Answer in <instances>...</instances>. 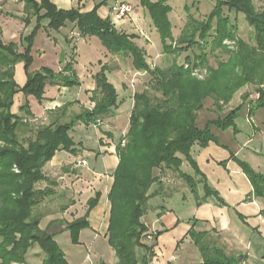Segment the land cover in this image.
I'll use <instances>...</instances> for the list:
<instances>
[{"label":"trees","instance_id":"trees-1","mask_svg":"<svg viewBox=\"0 0 264 264\" xmlns=\"http://www.w3.org/2000/svg\"><path fill=\"white\" fill-rule=\"evenodd\" d=\"M22 1L25 3L27 17L48 19L49 28L56 31L66 22H72L77 28L78 37L99 38L109 53L131 58L135 71L153 75L154 83L150 89H144L134 95L128 133L117 145L120 163L113 174L114 184L109 194V244L115 250L118 259L116 264H137L136 248L139 247L146 250L143 262L149 264L151 247L143 242L148 227L142 222V218L151 198L149 192L159 181L155 171L162 173L167 168L178 172L195 193L200 182L198 179L202 176L195 163L193 148L198 146L204 149L214 140L209 129L199 127V113L211 98L215 105L222 109L231 102L235 92L253 82L256 76L249 81L241 73L234 80L227 82L220 74L214 72L205 83L200 82L193 74L197 68L204 66L205 61L201 59H196L197 61L191 66L187 65V68L172 59L169 67L151 69L146 61V53L139 49L134 41L136 37L116 30L111 19H102L98 14V8L101 6H96L90 13L81 14L76 9L60 10L50 2L51 0ZM142 3L162 34L164 53L176 56L177 51L169 44L171 26L167 21L168 7L163 2L153 5L148 0H142ZM216 3L206 21L197 23L199 27L191 34L189 24L182 30L178 43L181 45L191 42L199 47L204 45V48L210 47L211 51L215 52V48L219 46L218 42L221 43L226 37L235 39L233 30L238 31V26L231 21L230 14L235 13L237 17L241 14L255 33L256 45L252 46L245 40H239L244 55L240 61L233 64L237 70L245 72L251 68L254 74L262 78L264 10L257 12L252 0H226L225 4L219 1ZM223 5L228 7V14L222 11ZM40 28L41 25L34 34ZM211 32H214V37H211ZM28 43L22 54L17 44L5 45L0 39V264H25L27 253L34 246H39L44 252L42 264H68L64 253L54 241V235L49 229L42 231L39 228V218H34V208L52 192L49 189L36 190L35 185L45 180L42 168L59 150L75 152L74 142L69 134L77 121L80 119L96 123L108 112L118 108V93L107 79V68L103 67L95 76L96 106L93 111H84L65 124L41 127L36 131L34 140L26 143L21 141L19 131L24 125V119L12 113L15 96L22 93L42 101L48 81H57L65 86L78 84L72 61L67 64L66 73L62 75H56L47 68L36 74H29L28 70L33 62L31 50L34 35ZM186 60L190 62L189 58ZM18 63H24L28 74V81L22 88L14 80V67ZM227 67L222 65L220 70H227ZM260 93L264 94L261 90ZM25 109L29 112L28 106L21 108ZM231 123L232 118H228L225 125ZM123 141L125 145H122ZM185 162L196 172V177L181 170ZM247 176L255 195L264 194V177L254 175L250 170ZM98 200L99 195L89 202L85 218L67 226L74 244L78 242L79 232L89 225L88 215L97 206ZM32 219L35 220L32 222ZM190 236L197 244H201V234L192 230ZM204 260V264H243L245 257L226 256L222 249H218L214 256L205 257Z\"/></svg>","mask_w":264,"mask_h":264},{"label":"rangeland","instance_id":"rangeland-1","mask_svg":"<svg viewBox=\"0 0 264 264\" xmlns=\"http://www.w3.org/2000/svg\"><path fill=\"white\" fill-rule=\"evenodd\" d=\"M36 1L41 2V0ZM57 1L62 5L71 3V0ZM148 1L153 5L163 2L168 7L167 21L171 26L169 44H172V49L177 51L176 56L164 53L165 45L162 34L155 26L153 18L143 5L142 0H122V2H117L112 7L115 20L111 21L114 28L119 32L136 37L134 41L137 47L146 53V61L151 69L169 67L172 59H175L180 66L187 68V65L191 66L196 59L198 61L201 59L205 61L204 66L197 68L193 74L200 82L205 83L208 78L212 77V73L214 72L220 74L227 82L232 81V79L234 80L241 73L249 81L252 77H256L253 82H249L247 86L235 92L231 102L224 105L222 109L216 106L211 98L206 101L204 109L199 113V119L197 120L199 127L201 129H209L214 140L210 141L204 149H200L198 146L193 148L194 158L196 159L195 163H197L198 170L202 176V178L198 179L200 182L197 185L195 193L186 186L187 184L179 176L178 172L168 171L167 168L162 173L157 170L155 171V175L159 181L165 174H168L166 177L167 182L165 181L164 188L162 187L158 191L156 186L150 190V199L155 197L154 192H156V195L159 192V195L153 204L149 200L146 206V213L149 215L152 206H158L159 211L171 209L181 219L189 220L196 216L195 211L198 208L206 205L211 207V209L231 210L236 213L240 221L247 223L248 218L244 216L242 210L249 205V202L255 201L264 211V194L255 195L252 184L247 176L250 170L254 175L264 177V94L261 95L260 93V90L264 92V72L261 73L262 78H259L258 74H254V70H251V68L247 69V72L237 70L233 63L240 61L244 55L239 45V40H245V42L255 46V33L243 15L240 14L237 17L235 13H231V21H234L237 24L236 26H238V31L233 30L235 39L226 37L221 43L218 42L217 45L219 46L215 48V52H212L210 47L204 48V45L199 47L191 42L180 45L178 38L188 24L189 34H191L195 28L199 27L197 23L206 21L205 19H207L216 6V2L219 1L221 4H225L226 0ZM18 2H1L2 14L5 18L0 22V26H2L0 32H2L5 40H14L19 45H23L25 51L31 36L34 35L35 43L36 37L41 34V29L48 28L47 31H50V28L49 22H44L43 19L39 20L35 16L27 17L25 3L22 0ZM91 2L96 4V6H104L106 3H109L110 6L113 0H91ZM124 2L132 5L133 9L123 20H118L113 8ZM252 3L257 12L261 13L264 10V0H252ZM221 7L222 11L228 14V7L225 5ZM9 16L13 18L10 20ZM40 25L41 28L34 34ZM73 26V23L68 21L59 31H52L54 36L61 39L66 48V53L69 55L68 57L72 56L74 49V45H67L66 43ZM121 26L123 30H119ZM213 33H210L211 37H214ZM76 38L78 40L80 37ZM88 39L86 38V41H89ZM79 48L81 52L77 55L78 58H76V61L78 60L77 69L80 72L87 70L99 71L101 67H106V59L103 52L105 48L99 38L93 37L91 43L87 45L82 44ZM107 53L109 52L107 51ZM187 58L190 59V62L186 60ZM222 65H227V70H220ZM35 66L37 65L35 64ZM35 66L33 68H36ZM132 67V60L125 62V70L130 77L123 81L118 78L115 79L113 74L111 76V79L116 82L118 93L122 98L120 109L110 119V123L114 125V133L117 140H120L122 133L126 132L129 128L130 112L134 104L131 97L138 92H142L144 89H150L154 83V78L151 73L137 72ZM69 118L70 116H66L62 121L65 122ZM228 118H232L231 125H225ZM88 158L90 165L93 163V158L91 156ZM181 170L188 175L196 177V172L187 162L184 163ZM42 173L45 177V180L42 181L43 185L45 183H48L45 185H52V183L49 184L53 176L52 173H49V171L44 173L43 170ZM222 178L226 182L220 184ZM53 182L56 183L55 181ZM168 195H172V197H168ZM80 206L78 205L77 208L79 209ZM33 215L35 219L38 218L37 213L34 214V210ZM35 219L30 221L33 222ZM149 220V218L145 219L147 222ZM178 232L169 233L162 239L163 243L167 242L170 245L173 237L179 235L177 234ZM146 239L147 237L144 240L145 243L150 241ZM59 242L63 249L62 252L65 253V257L70 264H108L111 262V250L107 249V247L103 248L102 246L104 245L101 243L94 245L90 249V247L75 248L69 236L64 238V240L61 239ZM43 253L39 246L30 248L26 255L25 264H41L44 258ZM88 255L91 257V260L88 259ZM145 257L146 250L143 247L136 248L137 264H144Z\"/></svg>","mask_w":264,"mask_h":264},{"label":"crops","instance_id":"crops-1","mask_svg":"<svg viewBox=\"0 0 264 264\" xmlns=\"http://www.w3.org/2000/svg\"><path fill=\"white\" fill-rule=\"evenodd\" d=\"M9 1L13 2L12 0H0V22L5 18L2 14L1 2ZM117 2H122V0L115 2L113 0L112 5L109 6V3H106L98 8L99 16L102 19L115 20L112 7ZM52 3L60 10L76 9L81 14L90 13L96 8V4L91 2V0H71L68 5H62L57 0H52ZM9 18L11 20L13 17L9 16ZM43 21L49 22L48 19ZM73 25L66 42L67 45H74L73 53L70 57H68L69 55L66 53V48L61 39L52 34L53 29L47 31L48 28H42L41 34L35 39L31 50L33 62L28 73L36 74L47 68L56 75H62L66 73L67 64L72 61L75 79L78 84L65 86L57 81H48L42 101L32 96L27 97L22 93L15 96L12 113L24 119V125L19 131V137L25 143L35 139L36 131L39 128L53 124L68 123L84 113V111H93L96 106L94 92L97 86L95 76L101 71L102 67L99 71L87 70L80 72L77 69L78 60L76 61V58L81 52L79 47L82 44L91 43L93 37H86L89 38V41H86V38L77 40L75 37L76 39H73L71 37L72 34L78 35L77 28L74 23ZM1 28L2 26H0ZM119 30H123L122 26L119 27ZM0 39L5 45L10 43L17 44L19 52L23 54V45H19L14 40H5L2 32H0ZM103 52L106 59L107 79L118 93L116 82L111 79V76L113 74L115 79L118 78L121 81L130 77L125 70V62L132 59L122 55L107 53L106 49ZM34 66L36 68H33ZM13 73L17 85L21 88L24 87L28 81L24 63H18L14 67ZM131 98L133 99L134 96ZM118 101V108L108 112L96 123H89L80 119L77 121L69 134L74 142L75 152L59 150L52 160L42 168L44 173L48 171L52 173V179L49 181V184L52 183V185H45L48 183L43 185V182L35 185L36 190L42 191L48 188L52 191L49 196L34 208V214L37 213L39 218V228L42 231L49 229L54 235V241L62 251L63 249L59 242L61 239L64 240V238L69 236L72 242L71 232L67 229V226L85 218L89 202L99 195L97 206L88 215L87 223L89 225L79 232L77 244L72 243L75 248L90 247V249L94 245L103 244V248L107 247L112 252L111 262L108 264H116L118 262L115 250L109 244L111 212L109 194L114 184L113 174L120 163L117 145L129 130L128 128L126 132L122 133L120 140L116 139L114 125L110 123V119L116 115V112L121 107L122 98L119 93ZM24 106L29 107V112L26 109L21 110ZM66 116H70V120L63 122L62 120ZM89 156L93 158V163L90 165ZM167 176L168 174H165L159 183L152 186V189H154V186H156L157 191L162 187L164 188ZM224 182L226 180L222 178L220 184ZM186 186L188 187V185ZM166 190L169 192L168 189ZM154 193L155 197L150 199L152 204L159 195V192L157 193L158 195H156V192ZM169 196L172 197V195ZM78 205H81L79 209L77 208ZM248 206L242 210L244 216L248 218L247 223L240 221L236 213L231 210L211 209V207L206 205L198 208L195 211L196 216L189 220L181 219L171 209L159 211L158 206H152L149 215L145 211V216L142 218V222L148 227L145 238L147 237L146 240H150L147 243L144 241L145 238L143 240L144 244L151 247L149 264H204L205 257L214 256L215 251L218 249H222L226 256L240 257L243 255L245 257L243 264H264L263 210L255 201L249 202ZM147 218L150 219L149 222L145 221ZM192 230L202 235L201 244H197L190 236ZM175 231L180 232L177 233L179 234L177 237H173L171 244L163 243L162 239ZM88 257L90 256L88 255ZM66 261L70 264L67 259Z\"/></svg>","mask_w":264,"mask_h":264},{"label":"built area","instance_id":"built-area-1","mask_svg":"<svg viewBox=\"0 0 264 264\" xmlns=\"http://www.w3.org/2000/svg\"><path fill=\"white\" fill-rule=\"evenodd\" d=\"M13 2L17 3L19 0H12ZM132 5L128 4V3H121L120 5H117L113 8V11H115V13L117 14V19L118 20H123L124 17L128 14L132 12ZM78 35H74L72 34V38L77 37ZM122 145H125V141H123ZM84 164H86L85 161H83ZM88 259H90V257H88Z\"/></svg>","mask_w":264,"mask_h":264}]
</instances>
